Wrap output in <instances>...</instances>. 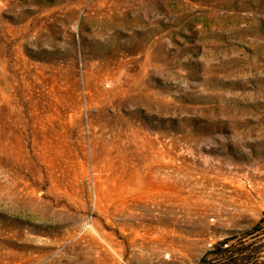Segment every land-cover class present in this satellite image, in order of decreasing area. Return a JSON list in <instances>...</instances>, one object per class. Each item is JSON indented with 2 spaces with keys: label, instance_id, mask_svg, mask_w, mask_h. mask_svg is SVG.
<instances>
[{
  "label": "rangeland",
  "instance_id": "374dc122",
  "mask_svg": "<svg viewBox=\"0 0 264 264\" xmlns=\"http://www.w3.org/2000/svg\"><path fill=\"white\" fill-rule=\"evenodd\" d=\"M0 264H264V0H0Z\"/></svg>",
  "mask_w": 264,
  "mask_h": 264
}]
</instances>
